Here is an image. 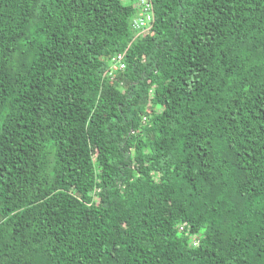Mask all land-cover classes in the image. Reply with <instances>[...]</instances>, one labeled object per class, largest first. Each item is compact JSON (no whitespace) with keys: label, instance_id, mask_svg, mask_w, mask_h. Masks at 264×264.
Masks as SVG:
<instances>
[{"label":"trees","instance_id":"16d2710c","mask_svg":"<svg viewBox=\"0 0 264 264\" xmlns=\"http://www.w3.org/2000/svg\"><path fill=\"white\" fill-rule=\"evenodd\" d=\"M134 2L0 0V264H264V0Z\"/></svg>","mask_w":264,"mask_h":264},{"label":"built area","instance_id":"2783aa9c","mask_svg":"<svg viewBox=\"0 0 264 264\" xmlns=\"http://www.w3.org/2000/svg\"><path fill=\"white\" fill-rule=\"evenodd\" d=\"M134 7L137 9L136 15L131 22V28L136 34L147 33L152 25L153 12L150 0H135ZM109 68L105 75L113 79L117 72L124 70L125 61L124 54L117 53L109 60ZM182 227L180 226V230ZM192 244L197 245V241L193 240Z\"/></svg>","mask_w":264,"mask_h":264},{"label":"rangeland","instance_id":"374dc122","mask_svg":"<svg viewBox=\"0 0 264 264\" xmlns=\"http://www.w3.org/2000/svg\"><path fill=\"white\" fill-rule=\"evenodd\" d=\"M121 2L123 3V4H130L131 3V0H121Z\"/></svg>","mask_w":264,"mask_h":264}]
</instances>
